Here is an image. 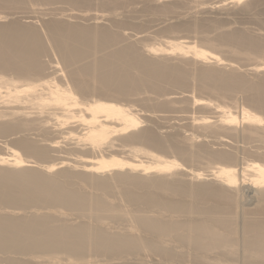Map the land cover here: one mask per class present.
Segmentation results:
<instances>
[{"label": "bare ground", "instance_id": "1", "mask_svg": "<svg viewBox=\"0 0 264 264\" xmlns=\"http://www.w3.org/2000/svg\"><path fill=\"white\" fill-rule=\"evenodd\" d=\"M28 1L0 0V6L24 5ZM40 1H65L85 8L92 2ZM98 1L101 6L105 5L102 7L125 2ZM258 1L264 2L254 0L247 5L255 6ZM166 4L145 5L144 10L174 11L173 4ZM44 11L37 12L41 14L38 16L40 19L44 18ZM103 16L92 18L99 20ZM6 17L0 16V133L34 126L35 119L29 117L35 115L41 120L40 124L36 120V130H43V136L55 135L58 139L64 135L72 141L69 147L72 151L88 148L90 153L74 154L72 158L59 157V161L47 163L51 159V151H54L50 146H58L59 140L45 139L51 141L46 145L43 139L45 145H42L29 136L17 137L12 143L0 142L5 151L0 153V206L7 209L0 207V254L3 257L7 253L22 254L23 257L45 254L52 262L50 264H59L57 255L60 254H64L62 258L66 264H264V162L260 161L264 160V116L258 114H264V61L252 67V70L262 73L260 80L253 81L236 70L233 63L225 62L223 57V48L233 56L263 54L264 36L253 34L252 30L226 28L214 39H204V45L174 38L164 40V46L152 44L141 48L133 40L127 43L130 39L126 37L124 42L125 34L118 29L116 31L115 23L105 26V23L101 25L97 21V25L92 20L91 25L53 18L45 21L44 25L53 43L51 49L58 53L53 54L60 60L56 61L54 57L47 64L44 56L50 55L45 41L48 38H44L34 24L12 21V17V22H3ZM208 25L199 19L195 24L186 21L168 28L180 32L195 30L196 33ZM172 54L179 59L180 56L194 59V62L190 61L193 65L199 62V66L190 70L185 65L186 60L166 58ZM210 62L215 66L209 65ZM61 63L64 72L62 68L58 69ZM216 64L223 66L217 67ZM229 65L230 69H225ZM192 77L197 80L199 89L211 96L225 93L224 97L229 91L230 95L245 92L247 105L241 106L238 110L240 115H237L234 105H224L226 102H215L210 97L186 96L185 93L193 108L199 106L206 111L208 108L214 114H189L188 124L197 126V129L219 125L228 133L232 131L231 137H236V134L238 137L235 128L246 123L241 135L249 143L260 139L262 147L253 143L254 147L251 144L244 146L243 150L261 159H249L243 162L245 166L238 168L239 161L234 151L213 150L205 142L197 143L198 134L189 132L186 137L176 134L178 131L162 134L144 126L146 119L140 117V111L145 107L171 106L177 97L170 99L168 96L166 98L170 101L154 102L152 95L145 93L147 95L144 96L149 95L145 98L138 93L148 90L160 95L171 87L185 88L190 85L189 81H193ZM135 94L142 97L139 99L141 102L137 101L144 108H137L138 102L132 99ZM154 107L151 109L155 110ZM6 116L11 117L7 120ZM212 128L216 130L217 126ZM221 138L222 143L230 142ZM105 150L112 154L105 153ZM163 153L175 154L185 162L197 160L195 163L198 164L199 160H207L221 165H209L211 169L205 173L197 168H186L180 163L182 161L175 159V155L170 159ZM25 155L37 161L29 160ZM246 182L258 196V206L251 205L256 207L252 212L250 207L249 212L240 209L244 205L240 204V200L244 201L243 196L239 198L240 186ZM112 197L122 202H115ZM67 211L83 217V220L79 221L76 216L74 221ZM238 216L243 218V222H238ZM108 219L117 224L127 222L128 225L115 229L116 225L111 227ZM148 250L156 258L140 257L142 251ZM91 253L107 257L104 259L106 262L89 259ZM8 260L7 264H21V260L13 256Z\"/></svg>", "mask_w": 264, "mask_h": 264}, {"label": "rangeland", "instance_id": "2", "mask_svg": "<svg viewBox=\"0 0 264 264\" xmlns=\"http://www.w3.org/2000/svg\"><path fill=\"white\" fill-rule=\"evenodd\" d=\"M30 1V2H29ZM28 1V3H26V4H24V5H13L12 7L11 6H9L8 7V5L7 6H5V7H7V8H5L3 5L2 6H0V16H7L5 19H2L3 20V22L4 21H6V23H8L9 21H11L12 19V21H17V22H19L20 21V23H27V24H31V25H33L34 24V26H36L37 27V29L41 32V34H42V36L44 37V38H48L49 36H48V33H46L47 31H46V27H45V21H47V20H50V19H55L56 18V20H59V19H61V20H64L65 21V19L67 20V21H71V22H80V23H83V24H87V22H88V24H91V25H93V22L94 23H96L97 21H100L101 22V25H105V26H110V25H112L113 26V24H114V28L116 29V31H117V29L119 30L118 32H123L125 35L123 36V38L124 37H126V39H130L127 43H129V42H131L132 40L134 41V43H136L137 44V42H138V47H141V48H145V46H147V45H152V44H154V45H157V46H164L165 44H164V40H173L174 38L176 39H182V40H184V41H189V42H193V43H196V44H199V45H204V44H206V42H205V40L204 39H214L216 36H217V33H219L220 31H224V30H231V29H247V30H252L251 32L253 33V34H256V33H258V34H256V35H260V36H264V23H263V21H264V2H261V1H258V2H256V5L254 6H248L247 4L248 3H251L252 1H254V0H244V2L242 1L241 3H234L233 1H231V0H125V2H124V0H122L124 3H119V4H117V6L115 5V6H110V5H106V7H102V6H105V5H102L101 6V3H98L99 1L97 0H92V2H93V4H92V2H91V4L90 5H87L86 6V8H85V6L84 5H82V6H80V5H76V6H74V5H72V4H70V3H68V2H62V1H58V2H55V1H52V2H45V1H40V0H29ZM57 1V0H56ZM32 2V3H31ZM39 2V3H38ZM101 2V1H100ZM151 2V3H150ZM45 3V4H44ZM56 3V4H55ZM60 3V4H59ZM130 3V4H129ZM153 3V4H152ZM173 4V8H174V11H171V12H169V13H160L159 11H157L156 9H151V11H146V10H144L145 9V5H150L151 4V6H161L162 4ZM29 4V5H28ZM33 4V5H32ZM55 4V5H54ZM64 4V5H63ZM123 4H124V6H123ZM166 4V5H167ZM37 5V6H36ZM40 5V6H39ZM174 5H175V7H174ZM24 6V7H23ZM54 6V7H53ZM94 6V7H93ZM2 7V8H1ZM22 7V8H21ZM111 7V8H110ZM114 7H117V8H114ZM144 7V8H143ZM247 7H249L248 9H246ZM70 8H71V10H70ZM109 8V9H108ZM253 8V9H252ZM67 9V10H66ZM112 9V10H111ZM116 11H114V10ZM44 11L45 12V15H44V18H46V20L43 18V19H40V17H38V16H40L41 14L40 13H38L37 14V12H39V11ZM89 10V11H88ZM98 10V11H97ZM103 10H104V13H103ZM143 10V11H142ZM36 11V12H35ZM82 11V12H81ZM114 11V12H113ZM9 12V13H8ZM73 12H75V13H73ZM85 13V14H84ZM94 13V14H93ZM160 13V14H159ZM11 14V15H10ZM61 14V15H60ZM84 14V15H83ZM87 14V15H86ZM101 14H103L104 16H103V18L102 19H95V20H93V18L92 17H94V16H96V15H101ZM163 14V15H162ZM60 15V16H59ZM155 15V16H154ZM193 15V16H192ZM46 16V17H45ZM50 16V17H49ZM63 16V17H62ZM65 16V17H64ZM106 16V17H105ZM12 17V19L10 20V18ZM36 17V18H35ZM67 17V18H66ZM69 17V18H68ZM79 17V18H78ZM113 17V18H112ZM119 18V21H118V18ZM151 19H150V18ZM152 17H154L153 18V20H152ZM58 18V19H57ZM90 20H89V19ZM147 18V19H146ZM18 19V20H17ZM70 19V20H69ZM83 19V20H82ZM117 19V20H116ZM149 19V20H148ZM155 19L157 20V21H155ZM197 19V20H196ZM199 19H200V21H202V20H204L206 23H209L210 25H208L207 27H205V28H202V29H200L199 31H197L196 33H194L195 32V30H193V31H191V30H189L188 32L187 31H183V30H181L182 32H180V31H177V29H173V30H171V29H169L168 28V26H170V25H173V24H178V23H181V22H186L187 21V23H190V24H195L197 21H199ZM44 20V21H43ZM74 20V21H73ZM93 20V22H91ZM105 20V21H104ZM172 20V21H171ZM195 22H194V21ZM11 21V22H12ZM84 21V22H83ZM126 21V22H125ZM153 21V22H152ZM214 21H216L215 22V24H214ZM99 22V23H100ZM131 22V23H130ZM103 23H105V24H103ZM108 24V25H107ZM213 24L214 25H216V26H213ZM95 25V24H94ZM97 25H98V22H97ZM111 26V27H112ZM155 26V27H154ZM216 27V28H215ZM219 27V28H218ZM45 28V29H44ZM156 28V29H155ZM159 28H160V30H159ZM227 28V29H226ZM231 28V29H230ZM174 30H176V31H174ZM179 30V29H178ZM218 30V31H217ZM255 30V31H254ZM44 31V32H43ZM205 31V32H204ZM254 31V32H253ZM193 32V33H192ZM202 32V33H201ZM45 34V36H44V34ZM122 33V34H123ZM47 34V35H46ZM135 34V35H134ZM131 36V38H130V36ZM134 35V36H133ZM128 36V37H127ZM189 36V37H188ZM179 37V38H178ZM200 37V38H199ZM202 37V38H201ZM209 37V38H208ZM46 38V39H47ZM184 38V39H183ZM189 38V39H188ZM138 39V40H137ZM174 39V40H175ZM46 42H48V44H47V48L49 47L50 48V50H48L49 52V54L51 55H45L44 56V60H48L46 63L48 64V63H51L52 61H53V58H54V60H60L59 59V56L57 55H54V54H58L57 52L56 53H54V51L55 50H53V49H51V46H53V45H51V44H53L52 42H51V40L48 38V41L47 40H45ZM124 42H125V38H124V40H123ZM132 41V42H133ZM141 43V44H140ZM202 43V44H201ZM204 43V44H203ZM126 44V43H125ZM48 45H50V46H48ZM52 48H54V47H52ZM55 49V48H54ZM224 49V53H223V57H224V60H225V62H227V63H233L234 64V68L236 69V70H238L239 72H241V73H244L247 77H248V79H250V80H253V81H258V80H260V77H261V75H262V73L260 74L259 72H256V71H254V70H252L253 68L252 67H254V64H256V63H259V62H262V61H264V53L263 54H259V55H257V54H251V55H247V56H245V55H241V56H233V54H231V52L230 53H227L228 52V49L226 50V48H223ZM53 51L52 53L50 52V51ZM47 53V54H48ZM54 53V54H53ZM232 56V57H231ZM171 57H173V59L171 58ZM167 59H172L171 61H179L180 59V61H185V62H183V63H185V65L187 64V66H188V68H190V70L192 69V67H197V66H199V62H195L196 64H194L193 65V63L190 61V60H192L193 62L195 61L194 59H190L189 60V57H181L180 56V59H179V56H177V55H174V54H172V55H168L167 57H166ZM188 58V59H187ZM49 59H51V60H49ZM50 61V62H49ZM187 61H189V62H187ZM190 64H192V65H190ZM50 65V64H49ZM196 65V66H195ZM201 65V64H200ZM209 65H212V66H215V63H212V62H210L209 63ZM216 66L218 67V66H223V65H219V64H216ZM230 65L229 66H226L225 67V69H230ZM62 68V69H61ZM194 68V69H195ZM250 68H251V70H250ZM58 69H61V70H63V72H64V65L61 63L60 64V66L58 67ZM193 70V69H192ZM259 74V75H258ZM192 78H194V77H192ZM191 78V80H193V81H189V82H191V83H189L190 85H187L185 88H183V87H171V88H168L167 89V91L166 92H164V93H168V95L167 94H165V96H164V93H162V94H160V95H162L160 98H159V94L157 95L156 93H154V92H147L146 90L145 91H142L143 93H138V94H140L141 96H143V97H145V98H147L149 95H152L150 98L151 99H155V101L154 102H157V100H158V102H160V101H162V102H164L165 100H167V101H170L169 100V98L170 99H172L171 97H177L176 98V101H177V103H178V105H175V104H177L176 103V101H174L173 102V104L171 103V106H168L167 104H166V106L165 107H163V106H161L160 108H159V106H156V107H154V106H152V107H154V108H156L155 110L153 109H151L150 107L148 108V107H145L144 108V106L142 107V108H144V109H146V110H144L143 109V111H140L141 113H140V117L143 119V120H145V124H144V126L147 128V127H150V128H152V129H154L155 131H158V132H160V133H162V134H174V133H176L177 131H178V133H176V134H179V135H181V136H184L185 135V137L186 136H188L190 133H194L195 135H197L198 134V138L196 139V142L197 143H200V142H202V143H206L207 144V146H209L211 149H213V150H224V151H234L233 152V154L235 153V154H237V155H235L236 157H237V162L239 161V163H237L239 166H238V168H242L243 166H245L244 164H243V162L245 163L246 161H248L249 159H253L254 160V158H255V160L257 159V160H259V159H261V158H256V157H254V156H252L251 154H249V153H247L246 151H244L243 150V148H244V146H251V144H256L255 146H258V143L259 144H261L260 146L262 147V141L260 140V139H255V140H252L251 142L252 143H249L248 142V140L247 139H245V137H244V128L245 127H247V124L246 123H240L239 125H237V127H238V129H236L235 128V130H234V132H235V134L236 133H238L239 135H238V137H237V134L236 135H234V136H236V137H231V135H229V134H231V132L230 133H228L229 131H225L224 129H223V127H221L220 128V126L219 125H213V126H217V128H216V130H215V128H212L213 126H207L208 128H206V127H198V129H200V130H198L196 127H192L190 124H188V123H190V122H188V120H190L189 118L187 119V115L188 116H190V115H197V116H199V114L200 115H204V114H208L209 116L210 115H213L214 116V114L212 113H210L209 112V110L210 109H208L207 108V111H206V108L204 109V108H202V107H199V106H195L194 108L192 107L193 105H191V103L189 102V99H187L186 97H185V93H187L186 94V96L187 95H191V96H193V95H195V96H197V97H210L211 99H214V101L215 102H219V103H222V104H224V102H226L224 105H229V106H232V105H234V107L235 108H233V110L234 111H237L236 113H237V115H240V113L238 112V110L240 109V107L242 106V107H244V106H246L247 105V103H246V100L244 99V97H245V92H241V91H238V93L236 92V93H231V95L229 94V92H227L230 96L228 97L227 96V93H226V96H224L223 97V95H225V93H223V94H221L220 96H218V95H215V96H217V97H215V96H211V95H209V94H207V93H204L203 92V90H200L199 89V84H198V82H197V80L194 78V79H192ZM197 82V83H196ZM194 84H195V86H194ZM198 84V85H197ZM200 90V91H199ZM202 91V92H201ZM183 93V94H181V93ZM145 93H147V94H149L148 96H144V95H147V94H145ZM154 93V94H153ZM138 94H135L134 96H133V100L134 101H136V103L138 102V104L141 102L140 100H142V97L141 96H139ZM170 94V95H169ZM235 94V95H234ZM173 95V96H172ZM180 95H184V96H180ZM169 96V98H166V97H168ZM163 97V98H162ZM186 98V100H185V98ZM227 97V98H226ZM131 98V97H130ZM135 98V99H134ZM141 98V99H140ZM145 98H143V99H145ZM149 98V97H148ZM180 98H182V99H180ZM220 98V99H219ZM231 98V99H230ZM132 99H130V101L132 100ZM137 99L140 101H137ZM165 99V100H164ZM180 99V100H179ZM244 99V100H243ZM132 100V101H133ZM160 100V101H159ZM164 100V101H163ZM174 100V99H173ZM230 100V101H229ZM239 100V101H238ZM128 101V100H127ZM125 102V101H124ZM129 102V101H128ZM180 102V103H179ZM183 102V103H182ZM232 102V103H231ZM238 102V103H237ZM131 103V102H130ZM135 103V102H134ZM185 103V104H184ZM235 103V104H234ZM137 104V108L138 109H142L141 108V105L139 106ZM169 104V103H168ZM245 104V105H244ZM170 105V104H169ZM174 105V106H173ZM183 105V106H182ZM191 105V106H190ZM180 106V107H179ZM186 106V107H185ZM168 107H170V108H168ZM173 107H174V109H173ZM196 107H198V108H196ZM188 108V109H187ZM152 110L153 111V113H151L150 111H148V110ZM194 109V110H193ZM202 110V111H201ZM155 111V112H154ZM160 113H159V112ZM163 111V112H162ZM192 111V114L190 113ZM151 114H150V113ZM156 112H158V113H156ZM197 112V113H196ZM206 112V113H205ZM199 113V114H198ZM258 113V112H257ZM142 114V115H141ZM150 114V115H149ZM153 114H156V115H153ZM161 114V115H160ZM163 114V115H162ZM190 114V115H189ZM258 114H260V115H262V116H264V114H263V112H259ZM153 115V116H152ZM152 116V117H151ZM177 116V117H176ZM7 117L9 118V117H11V116H6V119H7ZM33 117V118H32ZM144 117V118H143ZM162 119H160V118ZM168 117V118H167ZM173 117V118H172ZM31 120H33V119H35L34 121V126H35V129L34 128H32V127H34L32 124V127L30 126V128H27V129H23V127H19V128H17L15 131H12V132H10V133H6V134H1L0 133V142L1 143H3L4 141H8L9 143H12L13 141H15L16 139H17V137H19V138H22V137H29L30 136V138L32 137V139L33 140H35L36 139V141L40 144V143H42V145H45V143H46V145L47 144H49L51 141H48V140H45V139H56V140H59L60 141V143L58 144V146H56V147H51L50 146V149L51 150H54V151H51V154H52V156H51V159L50 160H48L49 162H47V163H54V162H57V161H59L60 159H59V157H68V158H72V157H74V154H80L81 153V155H83V154H89L90 152L88 151V148H86V150H80V151H77L76 149L75 150H71V148H69L70 147V143L72 142L71 140H69V139H67V138H64V135H63V138L61 137V138H59L58 137V139L57 138H55L56 136L55 135H50V136H43L42 135V132H43V130L41 131V130H36V126H37V124H36V120H37V122H39V124L41 123V120H39V119H37V116H35V115H33V116H30L29 117ZM28 118V119H29ZM176 118V119H175ZM178 118V119H177ZM182 118V119H181ZM5 119V120H6ZM166 119V120H165ZM180 119V120H179ZM186 119V120H185ZM214 120L216 119V118H213ZM8 120V119H7ZM32 123V122H31ZM149 124V125H148ZM167 124V125H166ZM242 124V125H241ZM39 126V125H38ZM142 127V128H145V127ZM163 126H165V127H163ZM191 127V128H190ZM220 128V129H219ZM187 129H189L188 131H186ZM240 129V130H239ZM36 130V131H35ZM161 130V131H160ZM170 130V131H169ZM207 130V131H206ZM238 132H237V131ZM241 130H243V132L241 131ZM199 131V132H198ZM218 131V132H217ZM223 131H225V133L223 132ZM39 132V133H38ZM183 132V133H182ZM188 134H187V133ZM190 132V133H189ZM201 132V133H200ZM216 132V133H215ZM243 133L242 135H241V133ZM36 133H38V134H36ZM41 133V134H40ZM222 135H221V134ZM224 133V134H223ZM39 134L40 135H42V137L43 138H41V136H39ZM203 134V135H202ZM221 135V136H218V135ZM44 135H45V133H44ZM178 135V136H179ZM208 135V136H207ZM214 135V136H213ZM225 135V136H224ZM180 136V137H181ZM215 136H217V137H215ZM243 137V139H242V137ZM16 137V138H15ZM54 137V138H53ZM185 137H183V138H185ZM202 137V138H201ZM205 137V138H204ZM215 137V138H214ZM221 137H223L224 139H228L230 142H227V144H226V142L225 143H222V141H220V138ZM231 137V138H230ZM182 138V137H181ZM223 138H221V139H223ZM233 138V139H232ZM237 138H239V139H237ZM41 139V140H40ZM43 139H44V141H46L45 143H44V141H43ZM186 139V138H185ZM208 139V140H207ZM244 141H242V140ZM245 139V140H244ZM197 140H199V141H197ZM202 140H204V141H202ZM228 140H226V141H228ZM257 140V141H256ZM49 143H48V142ZM71 141V142H70ZM207 141H209V142H207ZM220 141V142H219ZM255 141V142H254ZM44 143V144H43ZM247 143H249V144H247ZM221 144V145H220ZM224 144H226V145H224ZM247 144V145H246ZM254 144L252 145L253 147H254ZM73 145V144H72ZM239 145V146H238ZM232 146V147H231ZM241 146V147H240ZM71 147H73V146H71ZM231 147V148H230ZM253 147H251V148H253ZM239 148H240V150H239ZM242 148V149H241ZM228 149V150H227ZM263 149V151H264V147L262 148ZM243 150V151H242ZM109 152V153H107V152ZM237 151H238V153H237ZM240 151V152H239ZM3 153V152H5L4 151V149H2L1 147H0V153ZM111 151L110 150H105V153H107V154H112V153H110ZM232 152H230V153H232ZM244 152V153H243ZM246 153V154H245ZM164 155H168L169 157H170V159H174V157L176 156L175 154V156L174 155H172V154H169V153H163ZM173 157H172V156ZM25 157H26V155H25ZM26 158H28L29 160H34L35 161V159L36 158H33V157H31V158H29V157H26ZM175 159H177L179 162L180 161H182V162H180V163H183V166L184 167H186V168H197L198 170H200L201 172L203 171V172H207L206 170H209V169H211V167H209V165L211 166H218V165H221V164H219V163H217V162H215L214 164H213V162H209V161H202L201 162V160H199L198 161V164H196L197 163V160L196 161H189V162H185V161H183V160H180L179 159V157H175ZM53 160V161H52ZM36 161H37V159H36ZM250 161H252V160H250ZM260 161H263L264 162V160H263V158L260 160ZM185 162V163H184ZM191 162V163H190ZM196 162V163H195ZM204 162V163H203ZM206 162V163H205ZM47 163H45V164H47ZM217 163V164H216ZM187 164V165H186ZM192 165V166H191ZM242 165V166H241ZM188 166H190V167H188ZM180 170V169H179ZM183 170V169H182ZM181 170V171H182ZM178 171V170H177ZM180 171V172H181ZM179 172V171H178ZM182 177L184 176V175H181ZM184 178H186V176L184 177ZM248 183L246 182V183H244V184H242V186H240V188L242 187V189H240V191L242 190V192L241 193H239V195L241 196H239V198H242V196H243V200L245 201H241L240 200V204H244L243 206L241 205V207H240V209H242L244 212H249V209L250 208H252V209H250V212H252V210H256V209H254V208H256L258 205H256L257 204V200H258V196H257V192H255V190H252L253 188H251L250 186H248ZM79 187H81V186H79ZM84 189L86 188V186L85 187H83ZM87 188H88V190H89V187L87 186ZM250 189V190H249ZM239 191V192H240ZM116 192H118V189H117V191ZM244 193V194H243ZM255 193H256V195H255ZM250 195V196H249ZM255 197H257V198H255ZM115 197H112V199H114ZM250 199V200H249ZM256 199V200H255ZM115 200H118V198L117 199H114V201ZM252 201V202H251ZM116 202V201H115ZM117 202H122V200L121 199H119ZM126 203V201H123V203ZM125 205H127V204H125ZM254 206V205H256V207H252V206ZM1 208L3 207V206H0ZM243 207H244V209H245V207H246V209L244 210L243 209ZM248 207H250L249 209H248ZM1 208H0V210H1ZM3 209H6V208H4L3 207ZM2 209V210H3ZM56 209V208H55ZM55 209H53V210H55ZM248 209V210H247ZM7 210V209H6ZM8 210H9V208H8ZM28 210H30V209H27L26 211H28ZM57 210V209H56ZM55 210V211H56ZM242 210H240V211H242ZM3 211H5V210H3ZM9 211H11V209L9 210ZM42 211H44V209L42 210ZM64 211V210H63ZM253 211V212H254ZM65 212H66V210H65ZM68 212V211H67ZM69 214H70V217L71 216H73V219L77 216H79V215H75L74 213L72 214V213H70V212H68ZM262 214H264V212L262 213ZM262 214L260 215V216H262ZM259 215H258V217H260ZM76 217V218H77ZM239 217V216H238ZM72 218V217H71ZM79 218V217H78ZM81 218V219H80ZM79 218V221L80 220H83V217H80ZM241 218H242V216H241ZM84 219H88V218H84ZM243 219V218H242ZM242 219H240V217L238 218V222H239V220L240 221H242L243 222V220ZM74 221H75V219H74ZM78 221V220H77ZM107 222L109 223V224H111L110 226L112 227L113 225H116V226H114L113 228H115V227H117V228H115V229H118L121 225H122V227H125V226H127L128 224H126L127 222H124L123 224H124V226H123V224H121V223H119L118 222V224L116 223V222H112L111 220H107ZM114 223V224H113ZM128 223H130V222H128ZM241 223V222H240ZM120 224V225H119ZM239 224V223H238ZM239 225H242V223L241 224H239ZM120 229V228H119ZM137 233H139V231H136ZM241 233V232H240ZM140 234V233H139ZM145 250V249H144ZM147 250V249H146ZM2 253V252H1ZM141 253H143V255H141L140 254V257H142V256H145L148 260H149V257L151 258V260L153 259V258H156V256L154 255V254H151L150 252H149V250H148V252L146 251V252H141ZM150 253V254H149ZM3 254H6V253H3ZM95 254V253H94ZM94 254H90L89 255V259L92 257V259L91 260H94L95 259V261H97V262H99V263H105L104 262V259L106 260L107 259V257H105L104 256V258H103V255L101 256V255H99L98 254V256H95ZM148 255V256H147ZM150 255V256H149ZM5 256L7 257V259L5 258ZM4 257L2 256V254H0V264H7V262L6 261H8V262H10L9 260H8V258H10V257H12L13 256V258H18V259H20L21 261H20V263L21 264H32L33 262V264H41V262H43L42 264H50V263H52L49 259H48V256L47 255H45V254H38V255H36V256H31V255H29V256H27V257H29V258H27L26 256H24L23 257V255L22 254H13V253H7V255H5ZM31 256V257H30ZM155 256V257H154ZM59 257V258H58ZM62 257H65L64 256V254H60V255H57V258L58 259H60V262H59V264H62V263H65V262H67V261H65L64 260V258H62ZM97 257H99V258H97V260H96V258ZM145 257H142V258H145ZM153 257V258H152ZM23 258H25V260L27 261H29V259H30V261H31V263H30V261L29 262H26V261H24V259ZM33 258V259H32ZM50 258V257H49ZM94 258V259H93ZM32 259V260H31ZM48 259V260H47ZM52 259V258H51ZM100 259V260H99ZM103 261H102V260ZM33 260H35V261H33ZM43 260V261H42ZM44 260H47V261H45L44 262ZM64 260V261H63ZM99 260V261H98ZM63 261V262H62ZM38 262V263H37ZM9 264V263H8ZM58 264V263H57ZM66 264V263H65ZM219 264V263H218ZM239 264V263H238ZM240 264H241V262H240Z\"/></svg>", "mask_w": 264, "mask_h": 264}]
</instances>
